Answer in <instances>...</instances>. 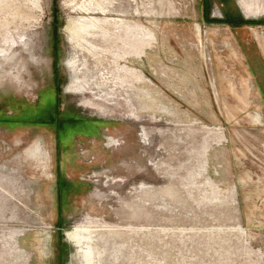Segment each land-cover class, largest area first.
Returning <instances> with one entry per match:
<instances>
[{
    "label": "rangeland",
    "instance_id": "1",
    "mask_svg": "<svg viewBox=\"0 0 264 264\" xmlns=\"http://www.w3.org/2000/svg\"><path fill=\"white\" fill-rule=\"evenodd\" d=\"M221 1L0 0V264H264V0Z\"/></svg>",
    "mask_w": 264,
    "mask_h": 264
},
{
    "label": "flooded vegetation",
    "instance_id": "2",
    "mask_svg": "<svg viewBox=\"0 0 264 264\" xmlns=\"http://www.w3.org/2000/svg\"><path fill=\"white\" fill-rule=\"evenodd\" d=\"M206 1V2H205ZM216 4L217 5H219V7H220V12H221V14H222V17H220L221 19H214L215 17L213 16V14H212V19L210 18V20L211 21H207L209 24H211V23H215V22H218V21H220V22H222V21H228V23H231V20H232V18H231V14H233V12L235 11V9H229V12H226V5L224 4V2H222L221 0H216ZM232 2H235L234 0H232ZM234 4V3H233ZM209 4H208V2H207V0H204V3L202 4V6H203V10L205 9V10H208V8L210 7V6H208ZM206 7V8H205ZM232 25H233V22L231 23Z\"/></svg>",
    "mask_w": 264,
    "mask_h": 264
},
{
    "label": "trees",
    "instance_id": "3",
    "mask_svg": "<svg viewBox=\"0 0 264 264\" xmlns=\"http://www.w3.org/2000/svg\"><path fill=\"white\" fill-rule=\"evenodd\" d=\"M251 24L253 23V22H250ZM63 185V184H62ZM69 189V188H68ZM67 186L65 187V188H63V186H61V189L59 190L60 191V194L62 195V196H60V199L61 200H63V194H64V192H68L67 190Z\"/></svg>",
    "mask_w": 264,
    "mask_h": 264
},
{
    "label": "bare ground",
    "instance_id": "4",
    "mask_svg": "<svg viewBox=\"0 0 264 264\" xmlns=\"http://www.w3.org/2000/svg\"><path fill=\"white\" fill-rule=\"evenodd\" d=\"M72 237L75 238V240L76 239L78 240L77 235H76V231L73 233V236Z\"/></svg>",
    "mask_w": 264,
    "mask_h": 264
}]
</instances>
